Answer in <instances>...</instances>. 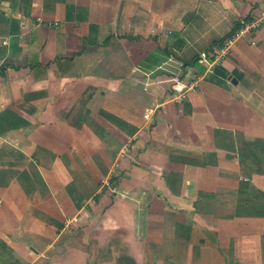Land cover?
Instances as JSON below:
<instances>
[{"label":"crops","instance_id":"1","mask_svg":"<svg viewBox=\"0 0 264 264\" xmlns=\"http://www.w3.org/2000/svg\"><path fill=\"white\" fill-rule=\"evenodd\" d=\"M262 15L264 0H0V264L262 260L264 25L208 64Z\"/></svg>","mask_w":264,"mask_h":264},{"label":"rangeland","instance_id":"2","mask_svg":"<svg viewBox=\"0 0 264 264\" xmlns=\"http://www.w3.org/2000/svg\"><path fill=\"white\" fill-rule=\"evenodd\" d=\"M226 19V18H225ZM253 20V24H252V27H250L247 31H242V22L243 21H249V20H247V19H244L243 21L241 20V21H239V23H238V27H235L234 29H232L229 33H230V35L231 36H228L227 37V35L229 34V33H227L226 35H224V39L226 38V39H229V38H231L230 40H232V45L236 42V41H238L240 38H244V37H246V38H249V33H251V32H253V31H255V29H259V28H261L263 25H264V15H262V17H259L258 19L257 18H253L252 19ZM224 22H228V20L226 19ZM233 23H229L228 25H227V27L226 26H224L223 27V30H224V32L226 31V32H228L232 27H234V25H235V19L232 21ZM241 26V27H240ZM176 30V32L174 33V34H171V35H167L166 37L168 38V39H170V38H172V37H175V35H177L178 34V29H175ZM244 30H246V29H244ZM220 34H218L217 36H219ZM209 36H211V35H209ZM222 39V38H221ZM223 39V40H224ZM207 39L206 40H204V39H202V40H200V41H198V42H196V48L199 50V48H204V47H206V45H207ZM232 45H230L231 47H232ZM180 49H178V50H171V51H173L172 53L173 54H175V55H177V56H179V51ZM155 56H157V55H155ZM167 56V55H166ZM195 56H199V54L198 55H195ZM194 56V57H195ZM193 57V58H194ZM155 57H153V56H151L149 59H154ZM196 66H197V70L199 71V72H201V73H203V71H204V68L202 67V65L201 64H198L197 63V61H196ZM178 69V68H177ZM181 70V69H180ZM166 71H168V73H174L175 72V70H173V69H171L170 67H168L167 68V70ZM169 74V75H170ZM171 76V75H170ZM113 186H112V182H111V188H112ZM262 242H259V244H261ZM264 243V242H263ZM92 249V248H91ZM247 253H248V251H247ZM245 259H247V263L245 262V264H248V261H251V262H255L256 264H264V257H262V260H261V258H259V257H257V258H245ZM66 260V259H65Z\"/></svg>","mask_w":264,"mask_h":264},{"label":"built area","instance_id":"3","mask_svg":"<svg viewBox=\"0 0 264 264\" xmlns=\"http://www.w3.org/2000/svg\"><path fill=\"white\" fill-rule=\"evenodd\" d=\"M241 24L243 26L242 27V31L244 32V31H247L250 27H252L253 21H243ZM244 29H246V30H244ZM230 39L231 38L226 39V41L222 44V46L219 47V49H218L219 51L218 52L214 48L209 50L212 53L213 57H214V59L212 61L208 62L210 67L215 66L217 64V62H219L221 60V58L225 55L229 44L232 43V40H230ZM4 43H6V41H4ZM207 55H208V53L202 52L200 61L205 60ZM196 86H197L196 82L191 83V88H194ZM176 98L179 99V100H182L183 96L180 95V94L179 95L177 94Z\"/></svg>","mask_w":264,"mask_h":264},{"label":"trees","instance_id":"4","mask_svg":"<svg viewBox=\"0 0 264 264\" xmlns=\"http://www.w3.org/2000/svg\"><path fill=\"white\" fill-rule=\"evenodd\" d=\"M247 20H249V18H247ZM228 36H231L230 33L227 35V37H228ZM227 37H226V38H227ZM223 39H224V38L220 39V41H218V42H219V43H220L221 41L223 42ZM218 42H217V44H219ZM212 48H213V47H212ZM212 48H211V49H212Z\"/></svg>","mask_w":264,"mask_h":264},{"label":"water","instance_id":"5","mask_svg":"<svg viewBox=\"0 0 264 264\" xmlns=\"http://www.w3.org/2000/svg\"><path fill=\"white\" fill-rule=\"evenodd\" d=\"M232 81H233V82H236V79L234 78Z\"/></svg>","mask_w":264,"mask_h":264}]
</instances>
